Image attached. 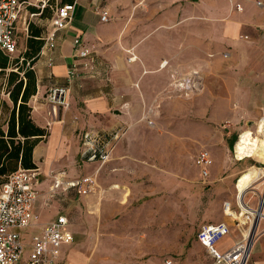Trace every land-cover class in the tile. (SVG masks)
Instances as JSON below:
<instances>
[{"label": "crops", "instance_id": "crops-1", "mask_svg": "<svg viewBox=\"0 0 264 264\" xmlns=\"http://www.w3.org/2000/svg\"><path fill=\"white\" fill-rule=\"evenodd\" d=\"M37 1L26 0L22 9L28 22L38 15H30L34 12L29 7ZM101 10L108 12L109 21H100ZM50 19L44 36L54 30ZM75 36L94 47L95 69L91 72L80 65L77 75L68 79ZM128 50L136 56L132 61ZM224 51L230 52L229 57H223ZM34 66L37 91L29 100L31 116L48 132L33 149L37 198L32 212L48 214L43 228L58 214L68 217L60 211L59 199L46 205L44 195L54 179L78 181L74 180L79 175L74 161L79 153L83 157L87 132L120 129L102 167L117 165L115 174L124 183L126 177L135 179L150 174L149 154L153 148L156 152L158 146H173L171 128L166 129L163 141L158 123L150 128L143 120L146 115L172 113L177 101L183 103L180 97L195 95L194 102L201 113L210 107V114H206L210 123L228 121L232 128L245 129L251 124L257 128L264 118V0H75L70 23L55 30L54 46L44 45ZM192 72L199 75V88L189 91L185 78ZM55 85L69 88V106L60 111L58 120L51 121L46 114L45 95ZM135 145L140 147V153L132 152ZM165 149L156 160L162 162L159 164L165 172L161 174L168 176L170 168L163 162ZM177 168L181 169V165ZM59 189L67 194L66 188ZM232 217L242 222L235 212ZM219 221L218 217L201 223ZM244 228V224H229V234L217 241L216 249H228L240 239ZM255 228L247 264H264V217ZM123 242L126 247V241L119 237L121 249ZM197 250H204L209 257L200 255L199 261L217 264L198 241L189 253ZM193 259L189 255L187 264H192ZM172 261L166 259L165 264Z\"/></svg>", "mask_w": 264, "mask_h": 264}, {"label": "rangeland", "instance_id": "rangeland-1", "mask_svg": "<svg viewBox=\"0 0 264 264\" xmlns=\"http://www.w3.org/2000/svg\"><path fill=\"white\" fill-rule=\"evenodd\" d=\"M52 1V4L59 2ZM43 3L47 4V0L33 2L29 7ZM47 15L48 12L45 17L37 15L30 19L43 28V34L49 18ZM27 22L24 9L16 34L18 47L13 53V58L18 57L19 62L25 50ZM222 54L226 58L230 52ZM10 69L16 70L15 65L11 64L4 73L0 72V124L4 123L7 115L2 102L11 105L6 86V73ZM194 96L180 97L183 103L177 101L172 113L156 117L146 115L144 118L150 128L158 123L163 141L167 128H171L174 135L173 146H158L156 152L153 148V153L149 154L152 159L150 174L135 179L126 177V181L120 183L119 175L115 174L117 165L102 167L100 161H85L79 153L74 161L79 171L74 180H78L79 185L66 188L65 195L59 189L62 186L54 190L51 189L53 183L49 186L44 203L49 205L60 200V211L70 219L66 228L74 236L71 244L60 247L59 261L63 264H165L166 259H171L172 264H187L191 255L194 257L192 264H205L206 261H199L200 255L209 258L204 250L189 253L197 242L198 225L218 217L220 221L234 224L236 220L224 214L225 202L230 203V209L236 214L240 211L239 205L247 202L256 207L259 204L264 193V152L259 150L256 156L237 160L234 149L244 130L251 131L262 145L264 124L259 131V124L256 129L254 124L240 129L232 128L228 121L210 123L206 119L210 107L201 113ZM148 120L152 124H147ZM2 126L5 127L4 124ZM163 148H166L163 154L167 155L163 159L164 165L171 169L173 164L168 176L161 174L165 172L162 162L156 160ZM200 150H207L212 161L207 177L199 174L194 163V157ZM132 152L140 153V147L133 146ZM178 164L181 169L177 168ZM253 172H256L255 177H252ZM96 209L99 210L97 213ZM92 211L94 213L91 214ZM47 215L33 213L29 225L19 230L24 244L22 260L29 253L32 237L41 233ZM119 237L127 243L125 247L123 242L124 249L119 248Z\"/></svg>", "mask_w": 264, "mask_h": 264}, {"label": "built area", "instance_id": "built-area-1", "mask_svg": "<svg viewBox=\"0 0 264 264\" xmlns=\"http://www.w3.org/2000/svg\"><path fill=\"white\" fill-rule=\"evenodd\" d=\"M26 0H0V49L8 54L17 51V30L21 18L22 9L25 7ZM46 4L43 3L38 8L42 9ZM240 9V6H236ZM75 0L55 8L50 19L54 30L44 36L48 47L54 46L55 30L66 27L73 16ZM36 13H30L34 15ZM101 22L110 20L108 12H99ZM74 49V61L68 67L67 78L71 79L77 75L78 67L82 65L91 72L95 69L92 55L95 49L92 45L85 43L79 36L72 40ZM43 45V46H44ZM129 60H134L136 56L127 51ZM199 75L196 72L187 74L185 78L187 90L199 88ZM69 88L64 85H55L48 89L45 95L47 105L46 114L51 121H56L60 117V111L69 106ZM148 124H152L150 120ZM120 129L111 132H87L84 135L83 156L88 160H96L101 163L107 158L113 142L118 138ZM194 163L199 168L202 177H207L212 161L207 150H200L194 157ZM37 172L35 169L18 167L9 174L0 186V264H62L59 261L60 247L63 244H71L74 240L73 233L66 228L69 218L66 215L58 214L50 220L40 234L34 235L29 245V253L22 260L24 244L22 242L20 229L29 225L32 218V206L37 198ZM74 182L63 183L60 179H54L51 189L60 186L68 188ZM231 208L229 202L224 203V209ZM264 193L256 207L244 204L240 207L238 215L242 222L236 220V224H244L245 228L241 233L240 239L235 241L225 251H218L215 247L217 241L229 234V223L203 222L199 224L196 231V240L206 248L214 262L224 264H247L250 250L256 237L255 224L264 217ZM236 213V212H235ZM229 216H231L229 214ZM232 217V216H231ZM169 262V261H167Z\"/></svg>", "mask_w": 264, "mask_h": 264}, {"label": "trees", "instance_id": "trees-1", "mask_svg": "<svg viewBox=\"0 0 264 264\" xmlns=\"http://www.w3.org/2000/svg\"><path fill=\"white\" fill-rule=\"evenodd\" d=\"M51 2L53 1L47 0V4L42 9L30 7V10L40 17H45L48 12L47 17L51 18L55 8L71 3L73 0H59L54 4ZM27 33L21 62L18 57L13 58V54L0 49V72L4 73L11 64H14L16 68L6 73L7 96L11 105L7 106L2 102L7 115L3 123L5 127L0 124V186L18 167L36 168L33 161V149L48 134L46 128L40 127L33 120L29 104V100L37 91L34 64L45 43L43 28L28 22Z\"/></svg>", "mask_w": 264, "mask_h": 264}, {"label": "bare ground", "instance_id": "bare-ground-1", "mask_svg": "<svg viewBox=\"0 0 264 264\" xmlns=\"http://www.w3.org/2000/svg\"><path fill=\"white\" fill-rule=\"evenodd\" d=\"M259 131H262L263 129V124H264V118H262L259 121ZM262 145L259 144L252 135L251 131L249 130H244L243 132L240 133L238 140L235 143V149L234 152L236 154V159L237 160H243L246 157H252L256 156L259 150H263L264 152V133L262 136ZM257 138V137H256ZM224 214L226 215H234V212L228 208L225 209Z\"/></svg>", "mask_w": 264, "mask_h": 264}]
</instances>
